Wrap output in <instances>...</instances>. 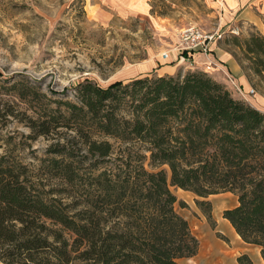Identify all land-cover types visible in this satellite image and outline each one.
Listing matches in <instances>:
<instances>
[{"label":"trees","instance_id":"trees-1","mask_svg":"<svg viewBox=\"0 0 264 264\" xmlns=\"http://www.w3.org/2000/svg\"><path fill=\"white\" fill-rule=\"evenodd\" d=\"M151 7L152 15L167 16ZM224 45L264 86V36H233ZM17 94L35 115L29 128L37 137L74 134L47 153L60 158L49 169L75 194L47 191L0 139V264H178L194 257L198 241L175 211L170 187L202 199L235 195L238 205L222 217L264 264V113L224 85L193 71L105 88L84 81L75 88L77 103L29 86ZM110 139L121 145L117 154ZM76 158L96 170L86 188ZM196 205L211 218L209 201ZM237 262L253 264L245 254Z\"/></svg>","mask_w":264,"mask_h":264},{"label":"rangeland","instance_id":"rangeland-1","mask_svg":"<svg viewBox=\"0 0 264 264\" xmlns=\"http://www.w3.org/2000/svg\"><path fill=\"white\" fill-rule=\"evenodd\" d=\"M227 3L228 0H0V139L3 149L27 165L33 175L47 185V191L74 195L75 187L71 183L64 185L58 172L49 169L50 160L60 158L47 153L56 143H71L74 134L59 129L47 137H37L29 128V119L35 115L17 93L26 91L29 86L49 99L77 103L75 88L84 81L105 88L115 82L125 85L135 79L150 78L144 75L152 73L155 62L159 66L160 63L161 66L177 64L174 60L170 62V57L180 55L175 48L182 30L189 27L221 35L209 43L208 52L203 53L208 54L213 45L234 36L225 29L231 22ZM151 6L165 11L167 16L152 15ZM241 26V35L256 32L252 25ZM235 37L241 38L240 34ZM229 49L238 52L232 45ZM163 53H168L167 59L162 57ZM238 55L243 58L239 52ZM243 65L254 88L247 93L222 70L208 73L211 68L206 67L205 73L239 100L255 105L258 96L264 97V86L248 70L250 64L244 61ZM109 142L115 146L117 154L121 145L111 139ZM78 148L74 151L71 144L67 146L77 157L84 156V148ZM77 159L74 170L83 176L86 188L96 170L89 168L88 160L78 163ZM170 189L177 199L176 212L188 222L199 244L197 254L180 260L179 264H237L235 256L242 249H247L246 255L253 264H260L251 256L254 248L239 242L222 217L223 211L236 199L235 195L221 193L202 199L189 191ZM197 201L210 202L211 218L201 212Z\"/></svg>","mask_w":264,"mask_h":264},{"label":"crops","instance_id":"crops-1","mask_svg":"<svg viewBox=\"0 0 264 264\" xmlns=\"http://www.w3.org/2000/svg\"><path fill=\"white\" fill-rule=\"evenodd\" d=\"M227 11L229 14L228 20L229 21L231 20V22L229 25H226L225 29H229L228 30L229 33L230 30L237 29L239 31L241 38H247L248 35L246 36L245 34L241 35L243 32L242 31L243 28L241 25L249 24L255 27L256 32L264 36V0H228ZM224 41H221L213 45L210 48V53L208 54H203L200 52H195L192 54L187 53L186 57H182L181 53L178 57H175L176 54L174 55L172 54L170 57V62H173V60L175 62L177 61L176 65L161 66L160 63L159 66L157 62H155L154 67H152L154 69L151 70L152 73L144 76L150 78L176 76L179 74V71H181L180 76H184L187 72L190 71L207 72L205 70L206 67H210L211 71L208 73L217 72V70H222L224 73H226L235 81L236 85L239 86L243 92L247 93L249 89L253 88L251 77L249 73H247L242 69L241 65L229 52L228 47L224 45ZM183 72L186 73L183 74ZM232 96L235 97L236 99H239L233 94ZM246 102L252 105L248 100H246ZM252 106L264 113V97L258 96L255 105L253 104ZM237 205L238 202L236 197V199H234V202L229 207V209H232ZM232 230L234 231L233 228ZM235 235L238 237L239 242H241L245 247L254 248V250L251 251L254 252L251 256L254 260H257L259 262L258 260V256H260L259 249L255 246L245 244L236 233ZM246 251L247 249H244V251L242 249L240 252L237 253V255L235 256V261L237 264H238L237 258L241 255L244 254L246 255ZM186 259H190V258H186ZM180 260H178V264Z\"/></svg>","mask_w":264,"mask_h":264},{"label":"built area","instance_id":"built-area-1","mask_svg":"<svg viewBox=\"0 0 264 264\" xmlns=\"http://www.w3.org/2000/svg\"><path fill=\"white\" fill-rule=\"evenodd\" d=\"M230 34L234 36H238L239 31L237 29H232L230 30ZM219 38H221V35L217 36L215 34H208L196 27H189L182 30L175 50L178 51L179 53L181 52L207 53L209 48L208 47L209 43ZM162 57L164 59H167L168 53H163Z\"/></svg>","mask_w":264,"mask_h":264},{"label":"bare ground","instance_id":"bare-ground-1","mask_svg":"<svg viewBox=\"0 0 264 264\" xmlns=\"http://www.w3.org/2000/svg\"><path fill=\"white\" fill-rule=\"evenodd\" d=\"M228 225H229V223L228 222H226ZM258 260H259V262H260V264H262V259L260 258V256H258Z\"/></svg>","mask_w":264,"mask_h":264}]
</instances>
